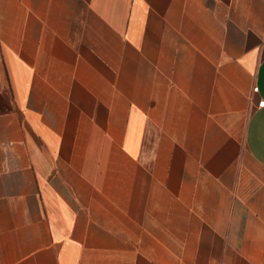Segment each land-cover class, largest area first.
I'll return each mask as SVG.
<instances>
[{
    "label": "crops",
    "instance_id": "0c3cea01",
    "mask_svg": "<svg viewBox=\"0 0 264 264\" xmlns=\"http://www.w3.org/2000/svg\"><path fill=\"white\" fill-rule=\"evenodd\" d=\"M261 100L264 0H0V264H264Z\"/></svg>",
    "mask_w": 264,
    "mask_h": 264
},
{
    "label": "built area",
    "instance_id": "2783aa9c",
    "mask_svg": "<svg viewBox=\"0 0 264 264\" xmlns=\"http://www.w3.org/2000/svg\"><path fill=\"white\" fill-rule=\"evenodd\" d=\"M257 91H258V89L256 88V87H254L253 89H252V92L253 93H257ZM264 106V101H259L258 102V107H263Z\"/></svg>",
    "mask_w": 264,
    "mask_h": 264
}]
</instances>
